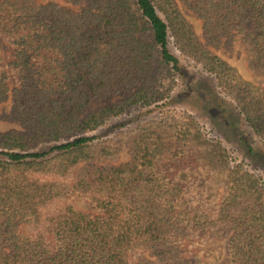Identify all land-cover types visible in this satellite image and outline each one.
I'll list each match as a JSON object with an SVG mask.
<instances>
[{"label":"trees","instance_id":"1","mask_svg":"<svg viewBox=\"0 0 264 264\" xmlns=\"http://www.w3.org/2000/svg\"><path fill=\"white\" fill-rule=\"evenodd\" d=\"M0 42V264H264V84L219 55L264 78V0H0ZM187 65L243 160L173 108L91 135Z\"/></svg>","mask_w":264,"mask_h":264},{"label":"rangeland","instance_id":"2","mask_svg":"<svg viewBox=\"0 0 264 264\" xmlns=\"http://www.w3.org/2000/svg\"><path fill=\"white\" fill-rule=\"evenodd\" d=\"M185 14L193 22L196 27L197 33L200 35L201 23L190 12L185 11ZM169 49L174 55L177 56L179 60H182L181 56L174 49L171 42L169 43ZM10 53V47L0 42V57L3 60V63H8ZM219 55L231 65L235 66L246 79L259 85L264 84V78H255L248 72L245 52L240 45H237L236 49L232 53H227L222 50L219 52ZM184 71L185 75L182 77V81L180 82L179 87L176 89L171 99L166 102V106H161L160 108L152 107L150 109L133 110L123 117L112 121L107 126L99 129L97 132L91 135L112 136L120 130H125L126 128H129L133 125L158 118L159 112L163 107L173 108L177 110L187 111L195 116L198 122L204 127L205 131L208 132L210 137H216L223 141L224 145L231 152L234 160H243L241 154L236 149V144L229 142L223 135L217 134L211 126V121L209 120L208 116V102H206L207 100L204 99L205 94H207V88H210L207 86V84L209 85V83H211V79L208 76L200 74L199 72H197V70L193 69L189 65L185 67ZM127 160L128 155L127 153H124L122 155L121 161L125 162ZM79 208L83 211L93 213V210L84 203H79ZM214 246L219 247L220 253L216 256H210L209 261L211 262V264H222L225 257V245L224 243L216 242Z\"/></svg>","mask_w":264,"mask_h":264}]
</instances>
